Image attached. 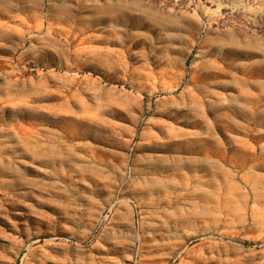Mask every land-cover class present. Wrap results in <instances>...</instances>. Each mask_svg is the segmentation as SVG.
I'll list each match as a JSON object with an SVG mask.
<instances>
[{
	"label": "rangeland",
	"instance_id": "374dc122",
	"mask_svg": "<svg viewBox=\"0 0 264 264\" xmlns=\"http://www.w3.org/2000/svg\"><path fill=\"white\" fill-rule=\"evenodd\" d=\"M0 264H264V0H0Z\"/></svg>",
	"mask_w": 264,
	"mask_h": 264
}]
</instances>
